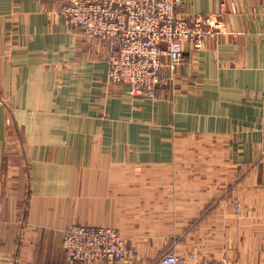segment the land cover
<instances>
[{"label": "crops", "instance_id": "crops-1", "mask_svg": "<svg viewBox=\"0 0 264 264\" xmlns=\"http://www.w3.org/2000/svg\"><path fill=\"white\" fill-rule=\"evenodd\" d=\"M64 3L0 0V264H69L72 224L164 228L116 264H264V0H181L223 29L163 58L152 99L109 81L112 44Z\"/></svg>", "mask_w": 264, "mask_h": 264}, {"label": "built area", "instance_id": "built-area-1", "mask_svg": "<svg viewBox=\"0 0 264 264\" xmlns=\"http://www.w3.org/2000/svg\"><path fill=\"white\" fill-rule=\"evenodd\" d=\"M180 3L65 0L59 12L66 24L81 27L86 38L112 44L109 81L125 84L131 95L152 99L163 78V58H168L173 68L181 60L184 43L200 50L206 38H216L223 29L224 6L215 13L186 18L176 12ZM239 207L235 203L237 210ZM61 245L69 264H116L132 254L127 240L110 226L72 224L63 231ZM160 262L186 264L185 258L174 252L165 253Z\"/></svg>", "mask_w": 264, "mask_h": 264}, {"label": "rangeland", "instance_id": "rangeland-1", "mask_svg": "<svg viewBox=\"0 0 264 264\" xmlns=\"http://www.w3.org/2000/svg\"><path fill=\"white\" fill-rule=\"evenodd\" d=\"M148 225H150V224H144L142 228L138 227L136 229L128 230L129 237L125 236L124 232L122 230L117 229L115 227H112V228H114V229L118 230L119 232H121L122 236L127 240L128 245L131 248V251L133 250V252H134L136 250L137 241L141 240L144 237L146 238L149 235L152 238V240H154L157 236H159V235L164 233V228L158 229L157 231H161V232H157V231L152 230L151 228H149ZM143 240H146V239H143ZM161 247L163 248L164 245H160V244L149 245V244L146 243V244L140 246V248L142 249L141 252H143V250H147L148 252H155V253L156 252L158 253V250Z\"/></svg>", "mask_w": 264, "mask_h": 264}]
</instances>
